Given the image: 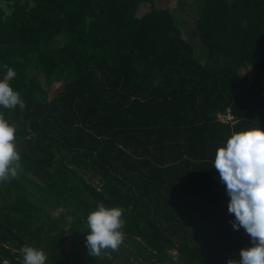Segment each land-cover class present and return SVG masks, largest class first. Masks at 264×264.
I'll use <instances>...</instances> for the list:
<instances>
[{"label":"trees","instance_id":"16d2710c","mask_svg":"<svg viewBox=\"0 0 264 264\" xmlns=\"http://www.w3.org/2000/svg\"><path fill=\"white\" fill-rule=\"evenodd\" d=\"M169 1L0 0V79L12 68L24 102L0 108L22 165L0 182V264L25 245L46 264H227L251 246L212 164L264 129V0H204L191 38ZM98 203L124 209V238L91 255Z\"/></svg>","mask_w":264,"mask_h":264},{"label":"clouds","instance_id":"9594fccd","mask_svg":"<svg viewBox=\"0 0 264 264\" xmlns=\"http://www.w3.org/2000/svg\"><path fill=\"white\" fill-rule=\"evenodd\" d=\"M16 75L8 68L0 79V108L24 107L19 93L9 81ZM15 127L0 116V182L17 177L22 170L20 153L15 145ZM212 166L226 186L229 197L227 211L233 214L234 230L242 227L249 235L251 246L240 249L239 261L229 259L227 264H264V129L247 128L234 132L215 151ZM120 207H106L98 203L86 217L88 231L85 245L91 255L102 249H117L124 238ZM22 264H46L42 249L22 246Z\"/></svg>","mask_w":264,"mask_h":264},{"label":"rangeland","instance_id":"374dc122","mask_svg":"<svg viewBox=\"0 0 264 264\" xmlns=\"http://www.w3.org/2000/svg\"><path fill=\"white\" fill-rule=\"evenodd\" d=\"M204 2V0H170V6L174 14L177 17L178 23L181 27V30L185 36L192 37L195 25H196V16L198 11V4ZM0 5L7 9V5L5 3H0ZM251 75V74H250ZM251 80L256 82L258 88H261L264 92V78L255 79V77H251ZM54 86L59 85V82L55 79L51 82ZM93 178H97V176H93ZM97 182V181H96ZM85 237L86 235L80 239V242L83 247H85ZM135 260L136 264H149L144 257L138 255L137 257H133L132 261ZM5 264H8L7 262Z\"/></svg>","mask_w":264,"mask_h":264},{"label":"built area","instance_id":"2783aa9c","mask_svg":"<svg viewBox=\"0 0 264 264\" xmlns=\"http://www.w3.org/2000/svg\"><path fill=\"white\" fill-rule=\"evenodd\" d=\"M218 116L222 120L231 119L233 117L230 112H226L225 114H219Z\"/></svg>","mask_w":264,"mask_h":264}]
</instances>
